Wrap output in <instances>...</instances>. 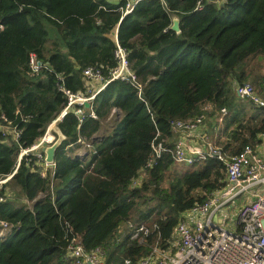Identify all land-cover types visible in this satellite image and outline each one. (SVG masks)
<instances>
[{"label":"trees","instance_id":"obj_1","mask_svg":"<svg viewBox=\"0 0 264 264\" xmlns=\"http://www.w3.org/2000/svg\"><path fill=\"white\" fill-rule=\"evenodd\" d=\"M198 1L139 0L124 15L123 0H0V124L18 134L0 131V179L64 109L58 86L84 91L86 68L107 76L116 45L148 107L130 84L110 82L91 102L96 119L78 124L70 112L56 123L63 141L52 173L41 178L31 157L21 159L0 189V222L12 226L0 237V264H68L73 236L85 251L103 248L106 264H135L148 249L119 235L129 221L158 227L148 244L169 239L182 213L226 185L215 158L178 167L163 153L145 169L157 134L172 146L173 121L205 115L213 123L226 108L218 136L211 134L222 152L260 144L264 109L238 99L232 85L248 83L264 98V0H204L196 9ZM30 54L46 68L32 72Z\"/></svg>","mask_w":264,"mask_h":264},{"label":"built area","instance_id":"obj_2","mask_svg":"<svg viewBox=\"0 0 264 264\" xmlns=\"http://www.w3.org/2000/svg\"><path fill=\"white\" fill-rule=\"evenodd\" d=\"M123 1H125L123 14L126 15L139 0ZM203 1L197 2L196 9L202 8ZM220 1L224 0H216L217 3ZM114 59L116 65L107 76H104L98 68L83 70L85 89L82 92L74 94L58 86L67 100L64 109L40 139L29 148L21 150L15 169L8 176L0 179V189L14 177L23 157H31L38 168L40 177L46 178L48 172L54 168V164L45 161L42 150L54 144L57 139L51 127H56V123L70 112L74 114L78 124L83 123L86 116L96 119L91 102L110 82L120 81L130 84L136 90L137 97L148 109L141 97L142 84L130 68L127 51L116 45ZM29 67L32 72L37 73L42 68H46V65L38 61L34 54H30ZM232 88L238 99L250 102L255 108L264 109V99L250 84L233 83ZM86 105L88 106L85 107ZM83 107L88 110L87 115ZM227 113V109L222 108L217 115L215 138ZM117 114L118 110L113 109L110 119L118 116ZM0 119L5 120V117L1 115ZM204 119V115H199L188 121H173L171 132L176 140L171 147L157 140V134L151 142V154L145 169L152 167L163 153H170L175 164L182 166H192L207 158H215L225 167L226 185L211 193L203 203L196 204L182 213L170 238L166 241H161L160 235H157L155 241L148 244L149 236L157 232L158 227L127 222L125 227L128 232L124 236L128 237V242L146 246L148 249V253L135 264H264V161L257 150L251 146H245L241 152L232 156L223 153L221 148L213 142L214 140L209 139L205 132H201L204 128ZM0 131L14 139L18 137L16 128L11 127L10 124L7 126L0 124ZM190 139L203 143L204 148L201 149L200 145L189 146ZM85 148L89 146L84 144V147L78 151L79 157L85 156ZM137 184L134 183V185ZM250 195L252 200L241 204L235 212L233 209V213L236 214V220L232 222L234 232L213 222V218L223 209L231 208L233 203ZM2 201L0 198V202ZM11 228L12 226L7 223L0 222V237L8 233ZM65 258L68 264H106L103 248L85 251L76 236L70 239ZM124 264H131V262L125 260Z\"/></svg>","mask_w":264,"mask_h":264},{"label":"crops","instance_id":"obj_3","mask_svg":"<svg viewBox=\"0 0 264 264\" xmlns=\"http://www.w3.org/2000/svg\"><path fill=\"white\" fill-rule=\"evenodd\" d=\"M109 3H112V4H115L117 5L120 1L122 0H107ZM112 39L114 40V42H116V30L114 31L113 33V36H112ZM234 92V91H233ZM234 95L236 96L235 92H234ZM237 97V96H236ZM264 99V98H263ZM205 116V115H204ZM226 119V118H225ZM224 119V121H225ZM211 120L212 119H208L206 118L205 116V119H204V128L203 130H201V132H205L209 139L211 138V134L212 132L214 133V137H215V124H216V119L213 120V123H211ZM56 128V127H55ZM53 133L54 134H57V136L59 135V132L57 131V128L53 130ZM213 139V138H211ZM176 140V138L173 137L172 141H171V144L174 143V141ZM258 140H260V144L253 147L255 150H257V152L260 154V156L262 157L263 161H264V135H259L258 136ZM188 145L189 146H196V145H200V148L203 149L204 148V145L203 143L200 144V142H197L196 140L194 139H190L189 142H188ZM249 200H252V197L251 195L250 196H244L243 198L239 199L238 202H236V205H234L233 209H234V212L241 206V204L249 201ZM128 232L127 228L125 226H123L120 230H119V235H121V237H123L124 235H126Z\"/></svg>","mask_w":264,"mask_h":264},{"label":"rangeland","instance_id":"obj_4","mask_svg":"<svg viewBox=\"0 0 264 264\" xmlns=\"http://www.w3.org/2000/svg\"><path fill=\"white\" fill-rule=\"evenodd\" d=\"M54 129H56L54 126L51 127V131H53ZM180 166L182 167V165H180ZM180 166L178 165V167H180ZM234 205H236V202L233 203L231 208L223 209L218 215H216L213 218L214 223L221 225L223 228H225L226 230H228L230 232H234V229L232 227V224H233L232 222H235V220H236V214L233 213Z\"/></svg>","mask_w":264,"mask_h":264},{"label":"water","instance_id":"obj_5","mask_svg":"<svg viewBox=\"0 0 264 264\" xmlns=\"http://www.w3.org/2000/svg\"><path fill=\"white\" fill-rule=\"evenodd\" d=\"M170 29L172 31H174L176 34H178L180 32L179 30V22L178 19L174 18L172 20V25L170 27ZM88 105H86L85 107H87ZM58 131V130H57ZM59 132V131H58ZM63 141V137L62 135L59 133V135L57 136L56 142L54 144H52L49 147L44 148L42 151L45 154V161L49 164H53L54 162V155H55V151L56 149L61 145Z\"/></svg>","mask_w":264,"mask_h":264}]
</instances>
